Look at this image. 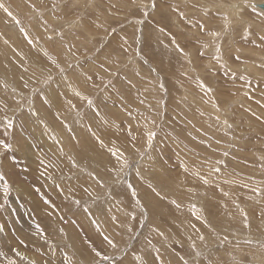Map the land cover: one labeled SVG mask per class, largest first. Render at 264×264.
Listing matches in <instances>:
<instances>
[{"label":"rangeland","instance_id":"rangeland-1","mask_svg":"<svg viewBox=\"0 0 264 264\" xmlns=\"http://www.w3.org/2000/svg\"><path fill=\"white\" fill-rule=\"evenodd\" d=\"M224 1L0 0V264H264V13Z\"/></svg>","mask_w":264,"mask_h":264},{"label":"bare ground","instance_id":"bare-ground-1","mask_svg":"<svg viewBox=\"0 0 264 264\" xmlns=\"http://www.w3.org/2000/svg\"><path fill=\"white\" fill-rule=\"evenodd\" d=\"M140 1V0H139ZM162 1V0H161ZM226 2H227V0H225ZM225 1H224V3H225ZM243 1V0H242ZM250 6H251V4H259V2L260 3H263L264 2V0H260V1H258L257 3H255V0H245ZM12 2V1H11ZM65 2V1H64ZM132 2V1H131ZM45 3V2H44ZM146 3V2H145ZM221 3V2H220ZM228 3V2H227ZM241 3V2H240ZM14 4V3H13ZM51 4V3H50ZM176 4V3H175ZM237 4H239V3H237ZM71 5H72V2H71ZM178 5V4H177ZM210 5V4H209ZM221 5V4H220ZM13 6V5H12ZM215 6V5H214ZM222 6V5H221ZM241 6V5H240ZM184 7V6H183ZM238 7V6H237ZM252 7V6H251ZM246 8H248V7H246ZM254 8V7H253ZM43 9V8H42ZM230 9V8H229ZM249 9V8H248ZM233 10V9H232ZM257 10H259V9H257ZM26 11V10H25ZM70 11V10H69ZM259 11H261V10H259ZM29 12V11H28ZM50 12H52V11H50ZM183 12V11H182ZM242 12V11H241ZM261 12H263V11H261ZM238 13V11H236V12H234L233 14H234V16L236 15ZM264 13V12H263ZM35 14V13H34ZM64 14V13H63ZM168 14H169V12H168ZM172 14V13H171ZM196 15V14H195ZM211 15V14H210ZM45 16V15H44ZM161 16V15H160ZM170 16V15H169ZM64 17V16H63ZM212 17V16H211ZM232 17V16H231ZM62 18V17H61ZM204 18V17H203ZM209 18V17H208ZM241 18H242V16H241ZM241 18L239 17V19L241 20ZM227 19V18H226ZM245 19V18H244ZM161 20V19H160ZM165 20V19H164ZM199 20V19H198ZM235 20V19H234ZM248 20V19H247ZM74 21H76V20H74ZM228 21V20H227ZM48 22V21H47ZM64 22V21H63ZM206 22H208V21H206ZM217 22V21H216ZM215 22V23H216ZM29 23V22H28ZM62 23V22H61ZM242 23V22H241ZM249 23H250V21H249ZM37 24V23H36ZM60 24V23H59ZM70 24V23H69ZM226 24V23H225ZM237 24V23H236ZM244 24V23H243ZM254 24V23H253ZM39 25V24H38ZM66 25H68V24H66ZM235 25V24H234ZM239 25V24H238ZM248 25V24H247ZM24 26V25H23ZM62 26V25H61ZM257 26V25H256ZM70 27V26H69ZM227 27V26H226ZM250 27V26H249ZM33 28V27H32ZM79 28V27H78ZM229 28V27H228ZM47 29V28H46ZM80 29V28H79ZM235 29V28H234ZM250 29V28H249ZM78 30V29H77ZM244 30H245V28H244ZM251 30V29H250ZM253 30V29H252ZM205 31V30H204ZM230 31V30H229ZM208 32V31H207ZM39 34V33H38ZM89 34V33H88ZM263 34V33H262ZM155 35V34H154ZM220 36V35H219ZM89 37V36H88ZM91 37V36H90ZM161 37V36H160ZM186 37V36H185ZM262 37V36H261ZM45 38V37H44ZM187 38V37H186ZM221 39V38H220ZM199 40V39H198ZM117 41V40H116ZM204 42V41H203ZM206 46V45H205ZM227 49V48H226ZM252 49V48H251ZM249 50V49H248ZM219 52V51H218ZM217 52V53H218ZM251 53H253V52H251ZM249 54V53H248ZM255 54V53H254ZM219 55V54H218ZM123 56V55H122ZM161 56H163V55H161ZM173 56V55H172ZM222 56V55H221ZM249 56V55H248ZM250 56H251V54H250ZM255 57H257V58H259V57H261V55H258V54H255ZM127 58V57H126ZM173 58V57H172ZM251 58V57H250ZM135 59V58H134ZM221 59V58H220ZM252 59V58H251ZM188 60V59H187ZM250 60V59H249ZM72 61V60H71ZM108 61V60H107ZM225 62H227L226 61V59H225ZM250 63V62H249ZM256 63V62H255ZM258 63V62H257ZM228 64V63H227ZM250 64H252V63H250ZM260 64V63H259ZM226 65V64H225ZM229 65V64H228ZM252 66V65H251ZM247 67H248V65H247ZM256 67H258V66H256ZM260 67H261V65H260ZM210 68V67H209ZM236 68V67H235ZM244 68H246V67H244ZM248 68H250V67H248ZM248 68H246V69H248ZM120 69V68H119ZM243 69V68H242ZM241 69V70H242ZM251 69V71H253L252 70V67L250 68ZM236 70V69H235ZM254 70H255V68H254ZM258 71V70H257ZM75 72V71H74ZM73 72V73H74ZM250 72V71H249ZM249 72H247V74L249 73ZM148 73H149V71H148ZM185 73V72H184ZM223 73V72H222ZM255 74H256V72H254ZM258 73H260V72H258ZM207 74V73H206ZM208 74H209V72H208ZM246 74V73H245ZM251 74V73H250ZM129 75V74H128ZM194 75V74H193ZM259 75V74H258ZM213 76V75H212ZM257 76V75H256ZM65 77V76H64ZM252 77H254V75H252ZM260 77H261V75H260ZM83 79V78H82ZM136 79V78H135ZM74 80V79H73ZM141 80V79H140ZM156 81V80H155ZM56 82V81H55ZM157 82V81H156ZM55 85V84H54ZM58 86V85H57ZM214 86V85H213ZM200 87V86H199ZM79 88V87H78ZM92 88V87H91ZM184 90V89H183ZM188 90V89H187ZM210 90V89H209ZM218 91V90H217ZM223 92V91H222ZM225 92V91H224ZM192 93V92H191ZM182 94H183V92H182ZM218 94H220L221 95V92L219 93L218 92ZM174 95V94H173ZM214 95V94H213ZM223 95H225V94H223ZM72 96V95H71ZM186 96H191V94L190 95H186ZM185 96V97H186ZM193 96V95H192ZM181 97V96H180ZM213 97H215V95L213 96ZM217 97V96H216ZM215 97V98H216ZM220 97V96H219ZM218 97V98H219ZM227 97V96H226ZM191 98V97H190ZM204 98V97H203ZM198 99V98H197ZM205 99V98H204ZM223 99H224V97H223ZM223 99H222V101H223ZM192 100H193V98H192ZM229 100V99H228ZM191 102V101H190ZM194 102V101H193ZM196 102H200V101H196ZM226 102V101H225ZM78 104V103H77ZM196 104V103H195ZM199 104V103H198ZM212 104V103H211ZM76 105V104H75ZM174 105V104H173ZM178 105V104H177ZM176 105V106H177ZM203 105V104H202ZM36 107V106H35ZM173 107V106H172ZM214 107V106H213ZM204 108V107H203ZM216 109V108H215ZM208 110V109H207ZM32 111V110H31ZM39 111V110H38ZM165 111V110H164ZM75 113V112H74ZM162 113V112H161ZM205 113V112H204ZM183 114V113H182ZM185 114V113H184ZM76 115V114H75ZM65 116V115H64ZM71 116V115H70ZM72 116L73 117H75L73 114H72ZM36 117V116H35ZM143 119V118H142ZM118 122V121H117ZM148 124V123H147ZM81 126V125H80ZM55 129V128H54ZM203 130V129H202ZM155 132V131H154ZM191 132H193V131H191ZM206 132V131H205ZM259 132V131H258ZM137 134V133H136ZM138 135V134H137ZM65 136V135H64ZM186 136H187V134H186ZM197 136V135H196ZM224 136V135H223ZM145 137V136H144ZM143 137V138H144ZM69 138V137H68ZM44 139V138H43ZM42 139V140H43ZM65 139V138H64ZM139 139V138H138ZM145 139V138H144ZM143 139V140H144ZM174 139V138H173ZM71 140V139H70ZM136 140V139H135ZM185 140V139H184ZM219 141V140H218ZM209 142V141H208ZM79 143V142H78ZM77 143V144H78ZM256 143V142H255ZM135 144V143H134ZM191 144V143H190ZM189 144V145H190ZM48 145V147H50V145L49 144H47ZM118 146V145H117ZM182 146V145H181ZM188 146V145H187ZM205 146V145H204ZM209 146V145H208ZM44 147V146H43ZM68 147V146H67ZM111 147V146H110ZM179 147V146H178ZM219 148V147H218ZM80 149V148H79ZM111 149H112V147H111ZM119 149V148H118ZM206 149V148H205ZM116 150V149H115ZM123 150V149H122ZM213 150V149H212ZM116 151H118V150H116ZM119 151H120V149H119ZM149 151V150H148ZM65 152V151H64ZM115 152V151H114ZM90 153V152H89ZM213 154V153H212ZM29 155V154H28ZM74 155V154H73ZM141 155V154H140ZM184 156V155H183ZM210 156V155H209ZM114 157H116V156H114ZM222 157V156H221ZM97 158V157H96ZM103 158V157H102ZM122 158V157H121ZM30 159V158H29ZM120 159V158H119ZM224 159V158H223ZM121 160V159H120ZM33 161V160H32ZM117 161V160H116ZM122 161V160H121ZM61 162V161H60ZM94 162V161H93ZM123 162V161H122ZM61 163H63V162H61ZM96 163V162H95ZM67 164V163H66ZM68 165V164H67ZM77 165V164H76ZM95 165V164H94ZM215 165V164H214ZM88 166V165H87ZM99 166V165H98ZM103 166V165H102ZM226 166V165H225ZM84 167V166H83ZM94 166H92V168H93ZM103 167H105V166H103ZM204 167V166H203ZM94 168H96V167H94ZM84 169V168H83ZM90 169V168H89ZM128 169V168H127ZM159 169V168H158ZM37 170V169H36ZM94 170V169H93ZM98 170V169H97ZM212 170V169H211ZM86 171H87V168H86ZM95 171V170H94ZM94 171H92V172H94ZM89 172H91V171H89ZM72 173V172H71ZM83 173V172H82ZM81 173V174H82ZM87 173V172H86ZM95 173H97V172H95ZM80 174V177L82 176ZM67 175V174H66ZM74 175V174H73ZM87 175V174H86ZM156 175V174H155ZM88 176H89V174H88ZM94 176H95V174H94ZM93 176V177H94ZM97 176H99V175H97ZM167 176V175H166ZM78 177V176H77ZM83 177V176H82ZM82 177H81V179H82ZM36 178V177H35ZM90 178H91V176H90ZM89 178V179H90ZM97 178V177H96ZM164 178V177H163ZM70 179V178H69ZM75 179H77V178H75ZM110 179V178H109ZM83 180V179H82ZM108 180V179H107ZM143 180V179H142ZM147 180V179H146ZM161 180V179H160ZM167 180V179H166ZM77 181V180H76ZM79 181V180H78ZM91 181V180H90ZM89 181V182H90ZM111 181H109V183H110ZM116 182V181H115ZM174 182V181H173ZM4 183V182H3ZM9 183V182H8ZM12 183V182H11ZM68 183V182H67ZM96 183H97V181H96ZM95 183V184H96ZM118 183V182H117ZM210 183V182H209ZM134 184V183H133ZM115 185V184H114ZM159 185V184H158ZM9 186V185H8ZM21 186V185H20ZM97 186V185H96ZM17 187V186H16ZM134 187V186H133ZM12 188V187H11ZM48 188V187H47ZM93 188V187H92ZM114 188V187H113ZM135 188V187H134ZM165 188V187H164ZM169 188V187H168ZM109 189V188H108ZM118 189V188H117ZM124 189V188H123ZM123 189L121 190L122 192H123ZM19 190V189H18ZM163 190V189H162ZM15 191H17V190H15ZM14 191V192H15ZM111 191V190H110ZM109 191V192H110ZM164 191V190H163ZM180 192H183V191H181V190H179ZM185 191H187V190H184V192ZM108 192V193H109ZM125 192V191H124ZM175 193L177 192L176 190L174 191ZM183 192V193H184ZM13 193V192H12ZM99 193V192H98ZM121 193V192H120ZM168 193V192H167ZM16 194V193H15ZM18 194V193H17ZM25 193H23V195H24ZM114 194H116L115 192H114ZM122 194V193H121ZM196 194V193H195ZM22 195V196H23ZM128 195V194H127ZM173 195V194H172ZM180 195V194H179ZM198 195V194H197ZM18 196V195H17ZM20 196V195H19ZM100 196V195H99ZM115 196L116 195H114L113 197L115 198ZM123 197V196H122ZM129 197H130V195H129ZM178 197H180V198H182V196H178ZM185 197H187V196H185ZM96 198V197H95ZM124 198V197H123ZM122 198V199H123ZM102 199V198H101ZM118 199V198H117ZM128 199V198H127ZM9 200H10V198H9ZM12 200V199H11ZM86 200V199H85ZM84 199H83V201H85ZM88 200V199H87ZM90 200V199H89ZM174 200V199H173ZM181 200V199H180ZM198 200V199H197ZM202 200V202H203V198L201 199ZM206 200V199H205ZM105 201V200H104ZM115 201H116V198H115ZM120 202H117V203H120V205L123 207V203L121 204V199L119 200ZM192 201V200H191ZM32 202V201H31ZM42 202V201H41ZM65 202H66V200H65ZM131 202V201H130ZM177 202H179L178 200H177ZM195 202V201H194ZM197 202V201H196ZM206 202H208V201H206ZM19 203V202H18ZM34 203V202H33ZM77 203V202H76ZM109 203V202H108ZM125 203H127V202H125ZM198 203V202H197ZM43 204V203H42ZM95 203H93V205H94ZM100 204V203H99ZM105 204V203H104ZM110 204H112L111 202H110ZM177 204V203H176ZM102 205V204H101ZM117 205H119V204H117ZM181 205V204H180ZM197 205H199V204H197ZM31 206V205H30ZM96 206V205H95ZM125 206V205H124ZM128 206V205H127ZM29 207V206H28ZM168 207H171V206H168ZM184 207V206H183ZM204 207V206H203ZM40 208V207H39ZM76 208V207H75ZM100 208H101V206H100ZM106 208H107V206H106ZM115 208V207H114ZM121 208V207H120ZM126 208V207H125ZM37 209V208H36ZM35 209V210H36ZM42 209V208H41ZM116 209V208H115ZM163 209V208H162ZM184 209H186L185 207H184ZM190 209V208H189ZM192 209V208H191ZM202 209V208H201ZM98 210H100V211H102L101 209H98ZM107 210H108V208H107ZM106 210V211H107ZM126 210V209H125ZM155 210H156V208H155ZM158 210V209H157ZM156 210V211H157ZM192 210H194V209H192ZM197 210V209H196ZM34 211V210H33ZM69 211V210H68ZM153 211V210H152ZM159 211V210H158ZM204 211V210H203ZM37 212V211H36ZM109 212V211H108ZM134 212V211H133ZM198 212V211H197ZM19 213V212H18ZM25 213V212H24ZM73 213V212H72ZM96 213V212H95ZM160 213V212H159ZM205 213V212H204ZM69 214V213H68ZM100 214V213H99ZM117 215H118V213H116ZM132 214V213H131ZM123 215V214H122ZM125 215V214H124ZM146 215V214H145ZM173 215V214H172ZM196 215H197V213H196ZM202 215V214H201ZM206 215V214H205ZM103 216V215H102ZM105 216V215H104ZM114 216V215H113ZM175 216V215H174ZM26 217V216H25ZM74 217V216H73ZM115 217V216H114ZM169 217V216H168ZM187 217V216H186ZM194 217H195V215H194ZM118 218H119V216H118ZM166 218V217H165ZM176 218V217H175ZM208 218V217H207ZM112 219V218H111ZM126 219V218H125ZM151 219V218H150ZM161 219H162V217H161ZM167 219V218H166ZM200 219V218H199ZM219 219V218H218ZM48 220V219H47ZM53 220V219H52ZM109 220H110V217H109ZM123 220V219H122ZM183 221H185L184 219H182ZM192 220H194V219H192ZM106 221V220H105ZM114 221V220H113ZM121 221V220H120ZM125 221V220H124ZM166 221H168V220H166ZM51 222V221H50ZM169 222V221H168ZM167 222V223H168ZM174 222H176V221H174ZM179 222V221H178ZM185 222H187V220L185 221ZM54 223V222H53ZM96 223V222H95ZM119 223V222H118ZM172 223V222H171ZM196 223V222H195ZM199 223V222H198ZM69 224V223H68ZM110 224V223H109ZM157 224V223H156ZM165 224V223H164ZM205 224V223H204ZM51 225V224H50ZM113 225V224H112ZM123 225V224H122ZM182 226H183V224H181ZM185 225V224H184ZM31 226V225H30ZM111 226V225H110ZM115 226V225H114ZM195 226H197L196 224H195ZM201 226V225H200ZM54 227V226H53ZM178 227V226H177ZM186 227V226H185ZM184 227V228H185ZM51 228V227H50ZM103 228V227H102ZM117 228V227H116ZM119 228V227H118ZM179 228V227H178ZM183 228V229H184ZM186 228H188V227H186ZM26 229H28V228H26ZM154 229V228H153ZM196 229V228H195ZM235 229V228H234ZM24 230V229H23ZM31 230H34V229H31ZM65 230H67V229H65ZM117 230V229H116ZM120 229H118V231H119ZM160 230V229H159ZM170 230V229H169ZM169 230H168V232H169ZM201 230V229H200ZM199 230V231H200ZM26 231V230H25ZM176 231V230H175ZM184 231V230H183ZM232 231H233V229H232ZM46 232V231H45ZM197 232V231H196ZM205 232V231H204ZM53 233V232H52ZM174 233V232H173ZM182 233V232H181ZM199 233H202V232H199ZM32 234V233H31ZM55 234V233H54ZM57 234H58V232H57ZM56 234V235H57ZM171 234V233H170ZM183 234V233H182ZM58 235H60V234H58ZM67 235V234H66ZM117 235V234H116ZM178 235V234H177ZM187 235V234H186ZM30 236V235H29ZM48 236V235H47ZM54 236V235H53ZM63 236V235H62ZM34 237V236H33ZM57 237V236H56ZM66 237V236H65ZM75 237V236H74ZM188 237V236H187ZM190 237V236H189ZM204 237V236H203ZM58 238V237H57ZM62 238V237H61ZM67 238H69L70 239V236L69 237H67ZM156 238V237H155ZM180 238V237H179ZM30 239V238H29ZM41 239H43V238H41ZM44 239H45V237H44ZM59 239V238H58ZM75 239V238H74ZM172 239V238H171ZM177 239V238H176ZM181 239V238H180ZM192 239V238H191ZM61 240V239H60ZM63 241H64V239H62ZM116 240V239H115ZM120 240V239H119ZM20 241H22V240H20ZM45 241H46V239H45ZM55 241V240H54ZM53 241V242H54ZM58 241V240H57ZM56 241V242H57ZM117 241V240H116ZM191 241H193V240H191ZM8 242V241H7ZM28 242V241H27ZM38 242V241H37ZM60 242V241H59ZM66 242V241H65ZM68 242H70V240H68ZM195 242V241H194ZM30 243V242H29ZM32 243V242H31ZM37 244V243H36ZM55 244V243H54ZM56 244H58V242L56 243ZM60 244H64V243H60ZM71 244H72V242H71ZM124 244V243H123ZM185 244L187 245V243L185 242ZM40 245H42V243H40L39 244V246ZM115 245V244H114ZM182 245H184V244H182ZM185 245V246H186ZM190 245V244H189ZM192 245V244H191ZM70 246V245H69ZM116 246V245H115ZM163 246V245H162ZM38 247V246H37ZM46 247V246H45ZM44 247V248H45ZM49 247H50V245H49ZM62 247V246H61ZM65 247H67V246H65ZM71 247H72V245H71ZM184 247V246H183ZM190 247V246H189ZM41 248V247H40ZM77 249H78V247H76ZM111 248V247H110ZM42 249H43V247H42ZM72 249V248H71ZM74 249V248H73ZM80 249V248H79ZM78 249V250H79ZM44 250V249H43ZM65 250V249H64ZM75 250V249H74ZM51 251V250H50ZM72 251V250H71ZM84 251V250H83ZM114 251V250H113ZM112 251V252H113ZM126 251V250H125ZM64 252V251H63ZM78 252H80V251H78ZM55 253V252H54ZM68 253V252H67ZM72 253H74L73 251H72ZM172 253V252H171ZM77 254V253H76ZM82 254V253H81ZM24 255V254H23ZM48 255V254H47ZM83 255V254H82ZM87 255V254H86ZM85 256V255H84ZM84 256H80V257H84ZM90 256V255H89ZM29 257V256H28ZM32 257V256H31ZM63 257V256H62ZM182 257V256H181ZM30 258V257H29ZM85 258V257H84ZM83 258V259H84ZM127 258V257H126ZM176 258V257H175ZM28 258H26V260H27ZM5 260V259H4ZM48 260V259H47ZM60 260H61V258H60ZM3 261V260H2ZM31 261V260H30ZM20 262V261H19ZM39 262V261H38ZM14 263V262H13ZM41 263V262H40ZM180 263V262H179ZM16 264V263H15ZM153 264V263H152ZM175 264H176V262H175Z\"/></svg>","mask_w":264,"mask_h":264},{"label":"snow or ice","instance_id":"snow-or-ice-1","mask_svg":"<svg viewBox=\"0 0 264 264\" xmlns=\"http://www.w3.org/2000/svg\"><path fill=\"white\" fill-rule=\"evenodd\" d=\"M153 7H155L154 4H153ZM0 8H4V5H3V4H0ZM4 11L7 12L8 16L12 17L13 20H15V17L12 16V13H11L10 11H8L7 8H4ZM16 23H19V21L16 20ZM161 31H163V29H161ZM29 43H32V41H29ZM173 43H175V41H173ZM177 48L179 49V46H178V45H177ZM179 51L183 52V49H179ZM217 51H219V50H217ZM45 55H47V53H45ZM217 58L219 59V57H217ZM49 59L51 60V62H52L53 64H55L57 67H59V65L56 64L55 59H53L51 56H49ZM61 71H63V69H61ZM24 86L27 87V83H26V82H25V85H24ZM161 87H163V85H161ZM75 95H77V96H81V93H79V92L77 91V92H75ZM82 98H83V97H82ZM68 103H69V105H70L72 108L75 107V105H72V104H71V101H68ZM88 103L91 104L92 101L89 99V100H88ZM3 119L6 120L5 128H6V129H11V128L13 127V122H12V120L8 119L7 117H5V118H3ZM229 127H231V126L229 125ZM69 130H71V129H69ZM129 135H131V132H129ZM155 135H156V133L153 132V131H149V132L147 133V144H148L149 146H151L152 141H153V139L155 138ZM132 139L134 140L135 137L133 136ZM100 143L103 144V141H100ZM11 148H12V145H11V144L6 143V142L3 141V140H0V149H3L4 151H7V150H9V149H11ZM61 151H62V149H61ZM0 154H2V153H0ZM112 155L115 156L116 153L113 152ZM225 155H227V153H225ZM70 159H71V158H70ZM40 163L43 164L44 162L41 160ZM73 164H74V166H75V163H74V162H73ZM215 170H216V171H219V169H215ZM0 180H4V177H3L2 174H0ZM203 182H204L205 184L209 183V181H208L207 179H205ZM128 187H129V188H132V185L129 184ZM149 187H151V185H149ZM153 190H154V189H153ZM4 192H5V195H7V192H8V185H7L6 182H5V186H4ZM157 194L159 195V193H157ZM132 195H133V196L136 195V191H135V189L132 190ZM224 195L227 196L228 193L225 192ZM173 203H175V201H173ZM198 218H199V217H198ZM2 230H3V229L0 228V231H2ZM35 230H36V231H35L34 234H38L41 238H44L45 233H44L43 229L40 227L39 224L35 225ZM61 231H62V230H61ZM201 239H203V237H201ZM104 240H106L109 244H112V241H111L107 236L104 237ZM113 246H114V245H113ZM14 251L16 252V255H17V256H21V253H20L19 251H17V250H14ZM92 251L95 252V255H96L97 257L101 256V253H100L99 251H96L95 248H93ZM21 258H22V259H26V257H21ZM103 259H104V260H107L108 257H107V256H104ZM30 264H35V261H31ZM185 264H187L186 261H185ZM208 264H213V262H212L211 260H209V261H208Z\"/></svg>","mask_w":264,"mask_h":264},{"label":"water","instance_id":"water-1","mask_svg":"<svg viewBox=\"0 0 264 264\" xmlns=\"http://www.w3.org/2000/svg\"><path fill=\"white\" fill-rule=\"evenodd\" d=\"M251 6L254 7L255 9H259L264 12V2L259 4H251Z\"/></svg>","mask_w":264,"mask_h":264}]
</instances>
